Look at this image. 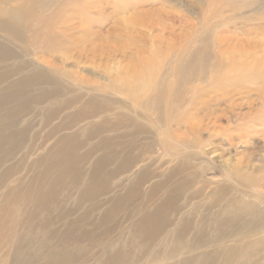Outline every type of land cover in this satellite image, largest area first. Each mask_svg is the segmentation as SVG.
I'll return each mask as SVG.
<instances>
[{"label": "bare ground", "instance_id": "obj_1", "mask_svg": "<svg viewBox=\"0 0 264 264\" xmlns=\"http://www.w3.org/2000/svg\"><path fill=\"white\" fill-rule=\"evenodd\" d=\"M68 8L72 13L64 16ZM91 8L92 1L82 6L81 0H0V264H216L218 251H222L221 264H244L257 251L264 252V215L257 212L253 219L252 201L228 197L227 187L205 195L207 186L202 185L204 183H200L202 187L195 193L188 195L201 177L197 174V167L188 162L193 155L175 150L176 143L166 144L167 161L161 160L158 166L155 161L151 162V158L137 153V138L149 136L153 129L149 124L139 122L136 110L139 107L156 111L165 108L168 123L172 122L171 114L183 104V96L180 92L175 93L188 87L193 89L194 83L202 80L208 71L205 62L193 54L185 63L179 58L167 78L158 79L157 75L150 73L147 79L142 72L133 84L122 89L126 100L134 107V114L125 112L120 103L121 111L116 114L119 166L108 175L113 182L110 185L107 181H97L110 164L105 158L95 160L91 173L85 178L87 181L82 192H87L90 198L104 196V200L108 199L106 202L127 185L131 187L126 193L129 197H140L143 188H149L145 203L139 207L138 221L130 227V245L116 248L103 240L91 242V231L77 229L80 221L71 222L69 229L61 232L52 228L60 219L52 216V209L61 202L64 182L85 177L77 169L74 153L95 140H99L98 145L110 149L106 140L113 132L107 122L110 107L96 97L84 103L83 95L70 96L67 101L60 100L57 108L47 111L45 125L52 124L65 110L81 108L71 120L63 119L53 125L42 143L34 142L21 166L13 162L12 144L24 142L29 137L25 108L30 105L56 106L54 96L59 98V94L47 93L44 86L53 85L60 72L55 67L45 72L46 68L41 69V63H36L33 56L45 57L71 47L62 43L65 33L57 32V26L66 25L67 19L64 18L80 20L78 27L85 31L95 25L101 26L102 19L97 20L88 14ZM120 8L118 1L113 6V13L123 10ZM99 16L102 15L99 13ZM110 31L99 36L104 44L111 35ZM113 34L117 35L115 29ZM225 81L215 83L220 85ZM138 91H145L146 96L139 97ZM140 116L146 120L144 115ZM119 129L128 132L122 133ZM79 131L86 143L77 142L80 140ZM94 146L86 151L90 157L94 154ZM3 147L8 151H3ZM35 150H39V154H33ZM156 164L157 170L170 165L174 167H170L165 179L161 180L149 170ZM238 179L242 180L241 177ZM250 184L255 185L254 182ZM163 194L165 198L161 200ZM208 197L215 199L216 203L206 216L198 214L202 202ZM66 198L68 202L72 196ZM180 199L183 203L179 205ZM120 201L109 204L102 222L112 209L121 206ZM224 202L225 205L220 207ZM102 206L98 203L96 208ZM215 208L217 213L213 211ZM225 228L230 229V235L223 233ZM137 239L148 244L134 248Z\"/></svg>", "mask_w": 264, "mask_h": 264}, {"label": "rangeland", "instance_id": "obj_2", "mask_svg": "<svg viewBox=\"0 0 264 264\" xmlns=\"http://www.w3.org/2000/svg\"><path fill=\"white\" fill-rule=\"evenodd\" d=\"M91 1L93 8L88 14L97 20L102 19L104 23L101 26L95 25L85 31L78 27L80 20L64 18L68 22L66 25L63 23L66 28L57 26L60 29L57 32L65 33L62 43L71 47L45 57L33 56L36 63H41V69L46 68L45 72H50L51 67L60 72L53 85L44 86L47 93L59 94V98L54 96L56 106L46 104V108H42L45 106L30 105L25 108L29 137L24 142L12 144L13 162L21 166L34 142L42 143L53 125H58L63 119L71 120L81 108L65 110L52 124L45 125L47 111L57 108L60 100L67 101L70 96L83 95L84 103L96 97L110 107L107 122L113 132L106 138L110 149L98 145L99 140H95L74 153L77 169L85 177L64 182L66 186L61 192V202L52 209V216L60 219L52 228L61 232L69 229L71 222L80 221L77 229L91 231V242L103 240V243L116 248L130 245V227L138 221L137 213L145 203L149 188L144 187L140 197H129L126 193L131 187L127 185L106 202L108 199L104 200V196L90 198L87 192H82L87 181L85 178L91 173L93 162L105 158L110 164L97 181H107L110 185L113 182L108 175L119 166L116 114L121 111L120 103L125 112L134 114V107L126 100L122 89L133 84L142 72L147 79L150 73L157 75L158 79L167 78L179 58L185 63L192 54L205 62L208 71L202 80L194 83L193 89L188 87L175 93L180 92L183 96V104L171 114L172 122L168 123L165 108L157 111L144 108L145 112L141 107L135 109L138 117H146V120L139 118V122L149 124L153 129L149 136L137 138V153L151 158V162L155 161L159 166L167 161L164 145L176 143L178 147L175 150L194 156L188 162L197 167V174L201 175L198 178L200 182L188 195L202 185L207 186L205 195L227 187L228 197L254 203L253 219L257 212L264 215V0H81V4ZM118 1L123 10L114 14L113 6ZM69 12L72 13L66 9L64 16L71 15ZM109 29L112 30L111 35L104 44L99 36ZM114 29L117 35L113 34ZM94 48V51H89ZM222 79L226 81L216 85L215 81ZM137 95L146 96L145 91H138ZM77 133L80 139L77 142L86 143L82 133ZM167 139L169 143L164 142ZM92 146L95 147L92 149L94 154L90 157L86 151ZM3 151H8V148L3 147ZM34 152L39 154L40 151ZM157 164L149 170L153 176L158 175L163 180L173 165L157 170ZM68 195L72 198L67 202ZM160 198L163 200L165 194ZM118 199L121 206L112 209L102 222L109 204L113 205L112 201ZM215 201L208 197L202 202L198 214L206 216ZM98 203L103 206L96 208ZM182 203L180 199L178 204ZM213 211L217 213L216 208ZM159 225L162 226L161 223ZM223 233L230 235V229L225 228ZM139 244L148 242L137 239L133 247ZM216 255L219 258L215 263L221 264L222 251ZM244 264H264V252L257 251Z\"/></svg>", "mask_w": 264, "mask_h": 264}]
</instances>
